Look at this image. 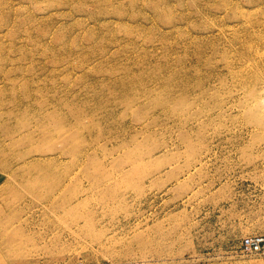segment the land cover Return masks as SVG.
<instances>
[{
	"label": "rangeland",
	"instance_id": "1",
	"mask_svg": "<svg viewBox=\"0 0 264 264\" xmlns=\"http://www.w3.org/2000/svg\"><path fill=\"white\" fill-rule=\"evenodd\" d=\"M264 0H0V264H264Z\"/></svg>",
	"mask_w": 264,
	"mask_h": 264
},
{
	"label": "built area",
	"instance_id": "2",
	"mask_svg": "<svg viewBox=\"0 0 264 264\" xmlns=\"http://www.w3.org/2000/svg\"><path fill=\"white\" fill-rule=\"evenodd\" d=\"M241 252L245 255H264V235H255L244 238Z\"/></svg>",
	"mask_w": 264,
	"mask_h": 264
}]
</instances>
